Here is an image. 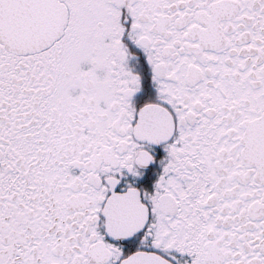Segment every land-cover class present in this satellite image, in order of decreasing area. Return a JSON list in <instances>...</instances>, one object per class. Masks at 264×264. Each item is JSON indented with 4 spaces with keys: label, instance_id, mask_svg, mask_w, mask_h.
Listing matches in <instances>:
<instances>
[{
    "label": "snow or ice",
    "instance_id": "obj_1",
    "mask_svg": "<svg viewBox=\"0 0 264 264\" xmlns=\"http://www.w3.org/2000/svg\"><path fill=\"white\" fill-rule=\"evenodd\" d=\"M0 264H264V0H0Z\"/></svg>",
    "mask_w": 264,
    "mask_h": 264
}]
</instances>
